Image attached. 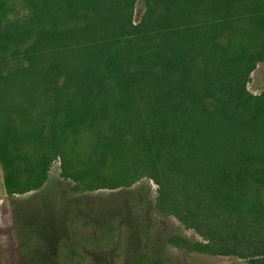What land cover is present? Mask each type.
I'll return each mask as SVG.
<instances>
[{
  "label": "trees",
  "instance_id": "trees-1",
  "mask_svg": "<svg viewBox=\"0 0 264 264\" xmlns=\"http://www.w3.org/2000/svg\"><path fill=\"white\" fill-rule=\"evenodd\" d=\"M30 1L28 23H0V161L9 195L42 188L60 158L66 173L86 167L78 157L84 130L100 135L109 126L114 142L130 134L134 162L119 177L97 181L123 186L147 176L159 186V206L203 238L175 235L174 245L264 264V236L254 234L264 228V92L247 88L264 61V36L236 43L242 17L264 29V11L242 0H141L146 11L135 24L128 10L137 0H121L125 11L111 14L105 5L114 0ZM10 2L0 0V17H8ZM179 12L188 31L202 24L222 28L178 44ZM106 25L113 26L110 35L101 42L91 37ZM77 36L90 40L70 44L81 54L78 63L47 62ZM23 94L27 107L20 104ZM113 143L96 144L99 164L108 161L107 149L113 162L119 159ZM88 167L72 175L75 190L93 188Z\"/></svg>",
  "mask_w": 264,
  "mask_h": 264
},
{
  "label": "rangeland",
  "instance_id": "rangeland-1",
  "mask_svg": "<svg viewBox=\"0 0 264 264\" xmlns=\"http://www.w3.org/2000/svg\"><path fill=\"white\" fill-rule=\"evenodd\" d=\"M242 2L243 6L256 5L264 11V0ZM10 3L12 10L8 17H0V23L25 25L31 20L34 7L30 0H11ZM122 4L121 0L104 4L107 7L105 11L111 14V10H119ZM242 5L237 7L240 15L243 13ZM145 11V2L137 0L134 9L132 12L131 9L128 10V14L133 13L134 23L138 24ZM164 12L165 8L161 7L156 12V18ZM213 13L211 10L210 16ZM181 19L185 17L179 12L176 19L178 44L185 40L198 42L222 28L218 24H202L192 32L188 31ZM242 19L239 21L241 29H237L236 35L238 45L251 37L257 41L255 37L258 34L262 33L264 36V29L260 25L249 18ZM112 27H95L91 37L101 42L105 35L112 33ZM233 30L236 29H227L226 32L233 35L236 33ZM69 41L71 40L65 41L62 54L47 57V62L63 57L70 65L78 63L81 54L71 51L70 44L81 45L90 40L85 36H77L76 43H68ZM248 48L255 49L256 45ZM12 64L17 63L11 62V66ZM20 64L27 65V61ZM247 88L254 95L264 92V61L258 62ZM20 99V104L27 107V103L21 102L24 101V94ZM9 100L11 102V99L4 102L11 105ZM83 133L82 140H79L78 157L84 160L86 167L79 165L66 173L64 161L60 158L53 164L48 182L38 190L10 196L0 161V264H251L249 258L234 254L187 251L174 245L171 238L175 235L186 236L192 241H201L203 238L194 229L186 227L171 211L159 206V186L153 179L142 176L135 183L123 186H110L97 181L108 174L109 178L119 177L122 171L133 164V154L127 150L131 143L130 134H126L119 143L114 142L116 137L109 126L102 128L100 135L89 128ZM245 134L248 133H242V136ZM103 143L114 144L113 148L120 153L117 161H112L113 153L107 149L108 161L105 165L98 163L99 155L94 152V147ZM26 148L32 150L31 145L24 147ZM91 157L94 158L93 162ZM89 165L94 172L89 175L93 188H85L82 184L78 191L75 190L78 186L72 175L78 169L86 172ZM250 192H255V188L251 187ZM41 206L45 209L42 210ZM51 211L60 213L54 214L58 221L54 220L55 216L50 214ZM255 231L256 236H264V228Z\"/></svg>",
  "mask_w": 264,
  "mask_h": 264
}]
</instances>
